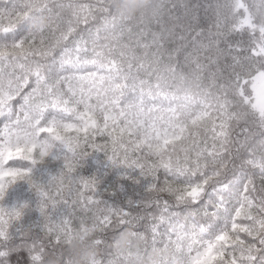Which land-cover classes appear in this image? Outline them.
Wrapping results in <instances>:
<instances>
[{"label":"snow or ice","instance_id":"1","mask_svg":"<svg viewBox=\"0 0 264 264\" xmlns=\"http://www.w3.org/2000/svg\"><path fill=\"white\" fill-rule=\"evenodd\" d=\"M256 7L0 0V264L62 257L76 228L98 264H128L127 228L181 264H264Z\"/></svg>","mask_w":264,"mask_h":264},{"label":"trees","instance_id":"2","mask_svg":"<svg viewBox=\"0 0 264 264\" xmlns=\"http://www.w3.org/2000/svg\"><path fill=\"white\" fill-rule=\"evenodd\" d=\"M142 3L148 5L153 3V0H142ZM248 3L258 5L252 9V15L255 25L264 27V5L261 0H248ZM93 236V231L74 229L66 239H62L63 256H54L47 264H98L99 250L93 242ZM111 247L114 253L125 257L128 264H162L169 259L173 260V264H181L171 247L152 245L143 236L137 235L132 228L120 232Z\"/></svg>","mask_w":264,"mask_h":264}]
</instances>
